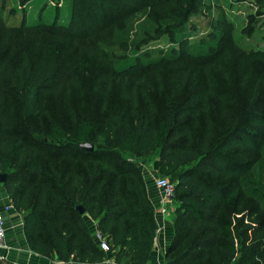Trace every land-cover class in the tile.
Listing matches in <instances>:
<instances>
[{
    "label": "trees",
    "instance_id": "trees-1",
    "mask_svg": "<svg viewBox=\"0 0 264 264\" xmlns=\"http://www.w3.org/2000/svg\"><path fill=\"white\" fill-rule=\"evenodd\" d=\"M70 1L69 24L76 21L74 3L78 11H101L103 23L96 31L139 14L142 8V19L135 25L128 19L127 27L139 33L138 41H146L133 52L143 49V55L154 62L156 47L149 42L165 31L149 18L147 6L162 10L170 0H147L142 7L139 0ZM186 2H171L176 24L168 34H180L190 25L201 28L193 21V13L179 10L177 3ZM25 27L5 28L0 39L31 31L57 38L62 28L57 22ZM101 33L109 40L105 31ZM56 46V55L65 57L70 47L59 42ZM12 50L13 44L0 46V173L6 174L3 186L9 201L23 217L30 251L61 262H103L107 253L79 213L81 206L115 252L117 264H147L157 225L140 160L174 185L173 237L164 264H264V219L256 220L249 207L243 209L246 196L236 183L221 182L237 166L238 151L232 149L231 140L246 133L249 115L258 113L257 104H249L245 111L226 106L218 117H209L204 101L190 92L180 95L172 84H165L159 87L157 102L130 92L122 94V102L97 98L89 108L95 107L93 114L81 107L68 125L48 117L42 125L38 121L40 129H36L29 118L40 116L32 108L48 88L28 82L32 80L29 72L16 70ZM138 59L134 54L124 55L114 63L112 73L135 69ZM36 93L38 102L34 101ZM24 128L27 135H22ZM83 144L93 145V150L83 149ZM249 192L264 203V188L253 187Z\"/></svg>",
    "mask_w": 264,
    "mask_h": 264
},
{
    "label": "rangeland",
    "instance_id": "rangeland-1",
    "mask_svg": "<svg viewBox=\"0 0 264 264\" xmlns=\"http://www.w3.org/2000/svg\"><path fill=\"white\" fill-rule=\"evenodd\" d=\"M146 1L139 0L140 6L146 5ZM174 1L165 3L162 10H150L147 6L149 18L165 31L149 42L150 47H156L154 62H151L143 55V49L133 52L139 46L142 48L146 41H138L139 33L133 34L134 30L128 31L127 27L128 19L133 25L142 19L145 15L140 14L142 8L139 14L116 21L103 30L107 40L102 30H95L103 23L102 13L97 9L78 11V4L74 3L76 21L69 24L70 0H0V32L5 28L23 27L21 30H24L25 26L35 23L57 22L62 26L61 35L67 36H56L61 37L60 41L51 38L49 33L31 31L0 39V46L13 44L16 70L29 72L32 80L28 82L43 83L48 88L43 100L38 102L39 92L34 95L38 103L32 112L39 111L40 116L29 118V124L40 129L38 121L56 117V122L60 120L68 125L71 115L78 114L81 107L93 114L95 107L94 110L89 108L97 98L122 102V94L128 92L157 102L159 87L165 84H172L180 95L190 92L204 101L205 114L209 117H218L226 106L245 111L249 104H257L258 113L249 115L246 133L231 140L232 149L238 151L234 156L237 166L231 168L221 182L236 183L246 196L243 209L249 207L256 220L264 219V203L252 198L249 192L253 187L264 188V0H199L198 4L195 0H185L186 5L177 3L180 11L194 14L193 21L201 28L190 25L184 32L171 35L167 31L174 29L176 24L170 13L176 11L175 4H171ZM19 31L15 32L20 34ZM206 34L205 40L202 37ZM162 35L164 37L159 38ZM58 42L70 47L65 57L56 55ZM126 54L138 57L139 66L114 75V63ZM66 70L70 73L61 79ZM16 110H21L20 103ZM42 112L45 113L42 115ZM23 131L22 135H27L25 128ZM126 159L138 162L134 156H126ZM150 166L139 160L140 169ZM171 210H174V203ZM0 254L9 259L7 249H0Z\"/></svg>",
    "mask_w": 264,
    "mask_h": 264
},
{
    "label": "crops",
    "instance_id": "crops-1",
    "mask_svg": "<svg viewBox=\"0 0 264 264\" xmlns=\"http://www.w3.org/2000/svg\"><path fill=\"white\" fill-rule=\"evenodd\" d=\"M142 170L145 190L148 199L154 207V219L157 225L154 244L149 255L147 264L164 263V255L168 245L173 237V210L168 209V212H161L162 195L155 186L157 178L152 166L145 167ZM9 204L7 193L3 184H0V213L6 219V236L7 245L9 247V263L11 264H79L72 261L61 262L56 258H46L29 250L23 230V217L15 209L3 213V206ZM87 225L91 228L92 235L96 230V222L92 220L88 214H83ZM105 264H117L114 259L115 252H106Z\"/></svg>",
    "mask_w": 264,
    "mask_h": 264
},
{
    "label": "built area",
    "instance_id": "built-area-1",
    "mask_svg": "<svg viewBox=\"0 0 264 264\" xmlns=\"http://www.w3.org/2000/svg\"><path fill=\"white\" fill-rule=\"evenodd\" d=\"M155 186L156 188L160 191L162 195L161 199V212L166 213L168 212V209L171 208L173 199H174V185L169 182V180L166 177H157L155 180ZM14 207L12 203L9 201L8 205L3 206V213H7L11 210H13ZM6 219L5 216L0 213V249H7L9 250V247L7 245V240H6ZM94 238L99 245L100 249L103 250L104 252H109L110 251V246L108 242L106 241L105 237L102 236V234L95 230L94 232ZM7 260L5 254H0V261H5ZM88 264V263H86ZM92 264H105V262H100V263H92ZM164 264V263H161Z\"/></svg>",
    "mask_w": 264,
    "mask_h": 264
},
{
    "label": "water",
    "instance_id": "water-1",
    "mask_svg": "<svg viewBox=\"0 0 264 264\" xmlns=\"http://www.w3.org/2000/svg\"><path fill=\"white\" fill-rule=\"evenodd\" d=\"M81 147L86 150H93V145L91 144H83L81 145ZM5 179H6V174L0 173V184H3L5 182ZM77 209L80 214H84V209L81 206L77 207Z\"/></svg>",
    "mask_w": 264,
    "mask_h": 264
}]
</instances>
